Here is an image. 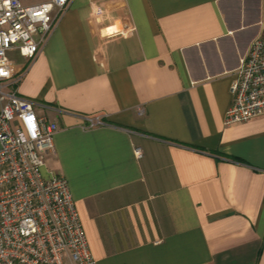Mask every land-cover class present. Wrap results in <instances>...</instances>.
<instances>
[{"label": "crops", "instance_id": "crops-1", "mask_svg": "<svg viewBox=\"0 0 264 264\" xmlns=\"http://www.w3.org/2000/svg\"><path fill=\"white\" fill-rule=\"evenodd\" d=\"M54 16L12 73L58 126L45 165L96 264H264V115L224 124L264 0H69Z\"/></svg>", "mask_w": 264, "mask_h": 264}, {"label": "built area", "instance_id": "built-area-1", "mask_svg": "<svg viewBox=\"0 0 264 264\" xmlns=\"http://www.w3.org/2000/svg\"><path fill=\"white\" fill-rule=\"evenodd\" d=\"M68 4L0 0V264H96L68 181L45 165L58 126L38 117L35 103L17 93L21 73H12L11 55L33 60L53 30L54 11ZM230 94L225 125L264 115V35L241 60ZM89 124L103 122L95 117ZM134 154L140 156L138 148Z\"/></svg>", "mask_w": 264, "mask_h": 264}, {"label": "rangeland", "instance_id": "rangeland-1", "mask_svg": "<svg viewBox=\"0 0 264 264\" xmlns=\"http://www.w3.org/2000/svg\"><path fill=\"white\" fill-rule=\"evenodd\" d=\"M0 75H3L2 72H0Z\"/></svg>", "mask_w": 264, "mask_h": 264}]
</instances>
